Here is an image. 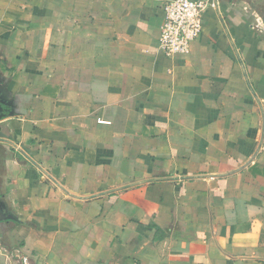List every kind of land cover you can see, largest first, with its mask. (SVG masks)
<instances>
[{
  "label": "crops",
  "instance_id": "crops-1",
  "mask_svg": "<svg viewBox=\"0 0 264 264\" xmlns=\"http://www.w3.org/2000/svg\"><path fill=\"white\" fill-rule=\"evenodd\" d=\"M167 1L0 0V264H264V0Z\"/></svg>",
  "mask_w": 264,
  "mask_h": 264
},
{
  "label": "built area",
  "instance_id": "built-area-1",
  "mask_svg": "<svg viewBox=\"0 0 264 264\" xmlns=\"http://www.w3.org/2000/svg\"><path fill=\"white\" fill-rule=\"evenodd\" d=\"M214 6L204 0H170L163 5V20L159 35V52L172 59L189 54L203 34V14ZM11 264H40L30 257L14 252Z\"/></svg>",
  "mask_w": 264,
  "mask_h": 264
},
{
  "label": "water",
  "instance_id": "water-1",
  "mask_svg": "<svg viewBox=\"0 0 264 264\" xmlns=\"http://www.w3.org/2000/svg\"><path fill=\"white\" fill-rule=\"evenodd\" d=\"M263 21H264V17H263ZM0 141H4V142H7V143H10V144H12V142H10V141H8V140H1L0 139ZM14 145V144H13ZM16 146V145H15ZM19 149V151L22 153V154H24L25 156H27L26 155V153L22 150V149H20V148H18ZM28 157V156H27ZM35 165H37V164H35ZM39 167V166H38ZM49 176V175H48ZM50 177V176H49ZM7 219H14L12 216H7L6 214H5V212L3 211V209H2V207H0V221H2V220H7Z\"/></svg>",
  "mask_w": 264,
  "mask_h": 264
}]
</instances>
